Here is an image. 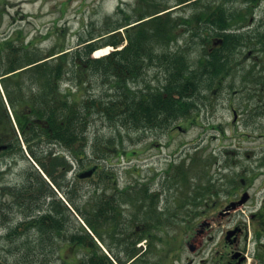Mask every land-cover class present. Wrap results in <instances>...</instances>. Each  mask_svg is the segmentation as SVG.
<instances>
[{"label": "rangeland", "instance_id": "obj_1", "mask_svg": "<svg viewBox=\"0 0 264 264\" xmlns=\"http://www.w3.org/2000/svg\"><path fill=\"white\" fill-rule=\"evenodd\" d=\"M148 2L149 4L160 2L166 6L176 5V0ZM252 2H248L250 6ZM242 3L235 1L228 7L231 11L235 8L241 9ZM137 6L138 0H0V62H3L2 58L5 61L9 59L7 62L14 58L16 52H10V47L20 46L22 35L25 39L24 44L34 42L29 49H41L42 52H46L56 47L53 51L55 53L67 49L73 51V56L84 55V43L88 39L98 40L103 36L102 34L110 27V20L121 14L118 12L119 8H124L128 14L135 15L139 12L135 11ZM148 6L145 0L141 2L139 8L147 10ZM175 11L176 14L183 13L182 15L188 16L193 7H176ZM254 14L252 19L254 25L247 26L249 34L256 30L254 29L256 26H259L260 31L264 30V0L259 2ZM49 31L52 32L50 36ZM44 35L46 37H43ZM99 41L101 40L97 42ZM21 50H24L23 46ZM24 55L25 52L20 51L17 56ZM72 61L63 70L76 71L78 68ZM48 65H42L37 78L40 85L49 75L52 64ZM10 67L13 66H6ZM14 67L18 69L19 63H15ZM6 68L2 66L0 70ZM83 71L86 79L83 80L81 89L75 91V88L73 95L67 94L66 102L71 104L72 101L81 100L82 103L79 105L81 111L85 100L89 102L93 100L90 103L95 104L99 99L110 104L108 101L111 93L110 78L101 79L100 75H95L90 69ZM67 83L64 78L62 85L67 86ZM19 84L28 86L31 83L23 81ZM231 84L232 79H229L224 87L210 96L214 105L207 104L205 107L202 104L201 110L197 109L200 110V117L192 120L186 130L181 131L176 127L169 131L174 127L171 125L167 130L172 132L169 136L160 133V136L155 134L142 138L140 129L134 130L122 127L118 123L113 124L104 115L97 114L89 117L80 115L78 122L82 125V118L85 117V126L79 128L69 109L67 115H57L55 118L51 132L65 134L66 145H72L69 146L70 149L77 146L81 150L83 171L99 161L106 167L104 175L111 173L117 176L118 192L115 191L118 184L109 181V178L97 181L101 182L100 185L103 183L104 188H110L108 189L110 195L115 193V199L120 203L116 218L112 220V226H124L121 228L123 234H120V237L129 240L135 233L134 228L141 221L150 224L154 232L148 247L152 250L148 256L151 262L223 264L230 260L236 251H242L246 256L244 264H260L259 257L261 255L264 257V107L257 110L260 112L259 117L248 119L250 109L257 104L254 102L258 93L254 92L252 87L236 93L234 87H230ZM234 109L239 112L237 122L233 120ZM81 111L78 109V113L82 114ZM156 138L157 143L161 144L160 148L152 146ZM116 148L118 151L126 149L129 158L124 156L119 162L113 154ZM45 157L44 155L43 161L48 160ZM16 159L12 160L13 166L9 168L6 181L17 180L18 175L26 172L33 164L31 156L27 154L25 156L21 154ZM68 159L57 160L56 168L49 167V170L53 171V178L46 172H39L44 183L40 184L45 185L52 196L65 203L69 210V229L79 228L80 224L86 228L89 225L80 210L83 212L85 209L92 210L88 204L89 200L102 194L104 189L94 193V187L98 183L86 179L82 181V193L85 196L79 200V206L76 207L68 201L65 194L68 190L59 187L67 177L61 166L69 165ZM138 181L141 184L132 186L131 192L126 188ZM42 186H38V189ZM36 189L35 187V190L31 191L28 198L34 205L38 199L44 197V194ZM135 189L145 197L142 199L140 195L132 198ZM50 197H45L43 207L32 206L25 212L15 207L17 211L12 214L7 208L6 213L10 219L13 218L17 222L26 221L29 214L34 216L43 214V209L48 208ZM63 197L67 198V202ZM5 199L8 202L11 198ZM151 205H155L156 213L150 209ZM91 206L95 209L94 204ZM8 228L9 225L2 224L0 217L2 261L5 262L7 259L11 264H26L24 259L37 261L39 264L46 261L45 256L39 255L40 250L36 246L38 237L34 228L29 230L33 242L20 249L11 248L3 239ZM110 230L116 231L112 228ZM230 230H235V233L227 239ZM108 233L110 231L105 235ZM148 242L150 243L149 240ZM100 243L107 248L102 240ZM54 244L56 252L53 255L51 246L44 249L46 254L51 255L49 264H62L63 257L71 262L73 259L76 260L77 254H83V251H75L71 244L63 240L57 239ZM110 244L116 254L119 253V248L123 249L117 243L113 244L110 241ZM123 247H128V244L124 243Z\"/></svg>", "mask_w": 264, "mask_h": 264}, {"label": "trees", "instance_id": "obj_2", "mask_svg": "<svg viewBox=\"0 0 264 264\" xmlns=\"http://www.w3.org/2000/svg\"><path fill=\"white\" fill-rule=\"evenodd\" d=\"M142 1L145 0H138L135 11L138 10L139 12L135 15L128 14L124 8H119L118 12H121V14H116V18L110 20L109 29L102 34L104 36L110 33L107 37H103L106 39L101 42L94 41L86 44L84 55L76 54L73 56L66 53L61 56L60 61L57 63V69H59L64 64L69 65V62L73 60L72 62L78 68L80 82L86 79L83 70L87 69L93 71L95 75H100L101 79L106 78L107 80L110 78L111 93L108 100L110 104L99 99L95 104L90 103L93 100L90 102L85 100L83 102L82 117L83 115L88 117L95 114L104 115L113 124L118 123L122 127L134 130L143 129L146 122L150 128L154 127L156 131L163 132L168 123L157 119L155 122L154 115L156 117V114L161 110H167L165 105L172 106L171 111L176 118L185 114L192 115L194 112L192 117L197 120L201 114L202 104L205 107L207 104L209 106L214 105L207 94L210 95L217 88L224 86L226 79H232L233 85H230L231 88L233 86H237L242 90L254 88V92L258 93V98L254 102L257 104L253 108L254 110L249 112L248 119L259 116L260 112L257 109L264 104V59L261 58L263 61H261L262 67L257 68V63H252V66L239 72L235 64L237 63L236 51L239 48L245 47L252 51L259 48L264 50V31L256 29L252 34H249L236 27L241 23L247 24L249 22L248 15L253 13V8L261 0H254L253 2L252 0H195V3H193L194 12L188 19L182 16L175 17L172 11H167L172 6H166V4L160 2L149 4V0H146V6L149 5L147 10L143 7L141 9L139 7ZM187 1L178 0V4ZM235 1L243 2L245 8H235L231 11L228 6ZM248 2H252V5L250 6ZM162 12L164 13L159 14ZM148 17L150 18L146 19ZM121 28H125L123 32L119 31ZM185 35L191 38L189 44L186 43L185 51L180 49L170 51L173 50V45L178 43ZM218 36L223 38V44L219 48L209 50L214 38ZM197 38L200 41H196ZM93 39H89V41ZM192 39H195V41L192 42ZM125 41H127V45L122 50H116L100 59L91 58V53L95 49L104 45L119 46ZM166 46L170 50H161L162 47ZM195 47H201L202 52L191 60L188 55L189 48ZM22 58L20 57L12 62L17 63L18 61L19 66H22L23 63L30 64L35 60ZM154 65L163 66L165 74V79L163 81L159 79L160 83L156 86L144 76L146 69ZM40 68L37 67V69ZM51 68H54V66L52 65L49 69ZM144 80L146 81L144 82ZM140 85L142 86L139 87ZM76 106V103L67 104L66 106L67 112L72 111L71 114L74 120L79 116ZM94 108L95 110H93ZM198 108L200 110H197ZM84 124L85 117L82 118V127L85 126ZM108 146L110 147V144ZM124 152L126 151L124 150ZM127 189L130 192L132 191L131 187H127ZM40 190L43 192L46 188L42 186ZM141 191L143 193L144 189ZM114 194L108 195L107 190H105L103 195L89 200L88 204L92 210L85 209L84 212L80 210L88 225L109 249L110 233L106 236L105 234L111 228H118L112 226V220L115 219L114 215L120 207V203L117 202ZM140 195H142L140 191L135 189L132 198ZM141 198L143 199V195ZM92 204L95 205V209L91 206ZM32 206H35L34 203L28 205L12 204L4 208L0 205L2 223H7L9 219L5 208L13 210L17 207L26 210ZM151 206L150 209L153 213H156L155 205ZM64 213L63 205L53 204L47 212H43L42 215L40 214L34 219L18 225H10L3 239L11 248L14 246L16 249H20L22 246L33 242L34 239L29 234V230L34 228L38 237L36 246L40 250L39 255L47 258L41 264L50 263L51 255L56 252L54 242L59 238L68 240L80 249L85 250L83 258L76 264H113L110 257L103 252L94 237L86 229L81 227V230L69 234L63 230L64 221H66ZM110 215H112V218H110ZM21 226H24L23 229H20ZM137 227L142 229L139 224ZM151 231L150 224H148L146 235H141L139 239H143L144 236L151 237L150 235L153 232ZM114 232L117 234V231ZM121 241L125 242L119 240V242ZM48 246L52 247L51 255L46 254V251H44L46 247L48 249ZM128 253L133 254L132 251H128ZM1 257L0 254V264H11L7 259H5V262L2 261ZM24 261L26 264H39L37 261H29V259H24ZM260 264H264V258H261Z\"/></svg>", "mask_w": 264, "mask_h": 264}, {"label": "flooded vegetation", "instance_id": "obj_3", "mask_svg": "<svg viewBox=\"0 0 264 264\" xmlns=\"http://www.w3.org/2000/svg\"><path fill=\"white\" fill-rule=\"evenodd\" d=\"M243 59L240 64L241 67L243 64L248 65L251 61H258V53L247 52L243 55ZM43 60H49V58ZM2 61L1 67L12 66L10 62H7L9 59L5 61L2 58ZM39 73L40 71L20 69L11 72L0 70V193L2 196L0 200L3 202L6 201L5 197H10L11 204H16L17 200L27 195L26 192L29 189L34 187L38 189V186L44 184L34 163L33 167H29L26 172L23 171L19 174L17 180H5L8 172H10L9 168L13 166L12 160H17L16 157L21 156V154L24 156L27 154L32 157V162L34 161L52 178L54 177L53 171L49 170V167L54 166L56 168L55 162L57 160L69 158V165L61 166L64 174L67 173V177L62 175L65 178L63 185L60 184L59 187L62 190H68L67 193L65 192L67 198L77 204L82 198V181L84 180L81 150L77 146L70 149L72 145H66L65 134H57L51 132L50 129V120L55 121L57 115L67 112V94L73 95L74 89L72 86L62 85L66 76L64 70L55 72L52 79L49 71L48 79L42 85L33 76V74ZM23 81H29L31 84L28 86L19 84ZM163 114L162 111L158 113L159 116ZM182 121L188 123L185 120ZM77 126L79 127V125ZM145 128L146 134L151 133V128ZM155 146L159 147V143ZM44 155L48 160L43 161ZM93 168L95 172L91 178L98 179L102 167L94 166ZM238 252L240 255L236 257L237 262L232 259L236 254L235 252L232 258L224 264H243L245 261L244 253ZM142 253L143 251L140 250L137 255L141 257ZM141 261L138 263L131 259L128 264H140Z\"/></svg>", "mask_w": 264, "mask_h": 264}, {"label": "bare ground", "instance_id": "obj_4", "mask_svg": "<svg viewBox=\"0 0 264 264\" xmlns=\"http://www.w3.org/2000/svg\"><path fill=\"white\" fill-rule=\"evenodd\" d=\"M110 50H111V47L101 48V49L97 50L94 55L96 57H99V56L107 54Z\"/></svg>", "mask_w": 264, "mask_h": 264}, {"label": "water", "instance_id": "obj_5", "mask_svg": "<svg viewBox=\"0 0 264 264\" xmlns=\"http://www.w3.org/2000/svg\"><path fill=\"white\" fill-rule=\"evenodd\" d=\"M237 117V113L235 112V118ZM92 173V171H89V172H87L85 175H90ZM84 175V176H85ZM244 199H246V198H244ZM234 232L233 231H231V232H229V234H228V238L233 234Z\"/></svg>", "mask_w": 264, "mask_h": 264}]
</instances>
